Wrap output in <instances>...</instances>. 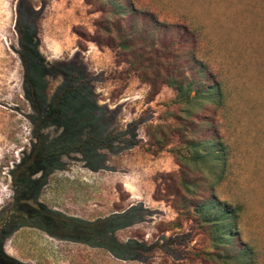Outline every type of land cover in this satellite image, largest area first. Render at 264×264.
<instances>
[{"label": "rangeland", "instance_id": "1", "mask_svg": "<svg viewBox=\"0 0 264 264\" xmlns=\"http://www.w3.org/2000/svg\"><path fill=\"white\" fill-rule=\"evenodd\" d=\"M77 78L88 81L75 88ZM191 80L217 87L216 104L178 99L174 87ZM138 122L127 131L134 146L93 145ZM38 134L50 152L63 149L40 206L17 198L11 177ZM41 168L22 177L36 180ZM227 208L235 218L213 222ZM113 216L76 233L63 223ZM95 233L141 248L87 243ZM166 239L175 241L167 252L148 250ZM0 264H264V0H0Z\"/></svg>", "mask_w": 264, "mask_h": 264}, {"label": "trees", "instance_id": "2", "mask_svg": "<svg viewBox=\"0 0 264 264\" xmlns=\"http://www.w3.org/2000/svg\"><path fill=\"white\" fill-rule=\"evenodd\" d=\"M18 34H19L20 46H21V56H22V60L24 62L25 71L27 73L26 79H25L27 96L31 100V102H33V107L36 108L37 110H39V106H38L39 102L35 100V97L33 95L34 86L32 85V82L29 79V77H30L29 76V68L31 67V63L33 60L32 55H31L30 51L28 50L29 39H28L26 32L20 27H18ZM120 47L126 48L125 43H120ZM75 78H76L75 75H73L72 79H75ZM77 79H78V81H77L75 88H79L83 83L88 81V79H86V78H82V79L77 78ZM181 86L182 85H178V86L174 87L175 91H176V96L178 97V99H182V100L185 99V101H199L200 99H204L207 102L216 104V101L220 98V92H219L217 87L209 86V87L203 88V90H201V89H198L196 87L193 80L188 81L185 84L186 87H185L184 92H183V87H181ZM65 93H66V91H64L63 93H61L59 95L55 104L51 107L53 110H56L57 108H59L61 106V102L64 98ZM190 94H193L192 97H189ZM52 117H54L56 119L58 116L56 114H54V115H52ZM136 124L138 125L139 122L133 124L132 127H130V129H128V130H125V132H120V133L107 132V133H105L104 136H101L98 139H96L93 142V145L97 148H108L112 144H122V145H125L127 147L134 146L135 145V137L132 135L128 136L127 131L130 133L133 132L134 128L136 127L134 125H136ZM36 125H37L36 128L41 127L42 125H45V122L43 120H40V121H38V123ZM46 139H47V137H43V136H41V134H38L37 135V143L35 144L33 151L26 158V161L22 162L21 164H18L16 166V168L11 171L12 183L15 187V196L17 198H20L22 196H24V198L28 197V198H30L29 200L32 203H35L36 205H39V206H40V203L38 202L39 191L45 182L46 176L49 173L51 166H55V164L50 163L51 162L50 159L55 154H60V152L63 150V149H56L57 150L56 153L50 152L47 149V147H45ZM201 145H202V142L195 143L193 141H190V143L187 144V146L189 148H193V149H199L201 147ZM197 154H198L197 152L194 153L195 159L202 161V162L207 161L208 158H210V160H212L213 162H216L219 159L218 158V152H212L209 154H205V153L201 152V155H197ZM34 163H36L37 165L42 167L41 169L44 170L42 176L36 180H30V179H27V177L23 178L22 177L23 173H25L27 168ZM44 210H46V209H44ZM136 210L137 209H135L134 207H131L125 213H123V217H127V216L135 213ZM234 216L235 215H234L233 211H230L227 208L224 210L223 215L218 217L217 219H214L213 222L215 221V222H218V224H219V222H224L225 220L229 221L232 217L235 218ZM119 218L121 219V217H117V216L109 217L108 219L103 220V221L99 220L97 223H95L93 225H91L92 223L83 222V221H80L78 219L66 218L63 220V223L65 224L66 228L69 231H75L74 233H76V231L79 229L78 225L79 226H82V225L100 226V225H106L108 222L118 223L120 221ZM44 220H45V218L43 219V217H40L39 215H37V216L33 215L31 217V219H29L30 222L35 221V223H33L35 226H39L40 228H43V229L44 228H51V226L48 225L46 223V221H44ZM218 224H217V226H218ZM46 225H48L49 227ZM8 228L9 227H7L5 229L7 230ZM5 229H4V231H5ZM221 229L225 231L222 235V238H225V237L228 238V236H231V232H232L231 225L221 227ZM91 241H94V243H91ZM86 242L89 244H94L95 246L109 248L110 250L112 249L114 251L124 249V252L126 254L131 253L130 248H132V247L135 249L133 252H138V250L141 248V246H139V244H137L133 240L129 241L126 245H120L112 237H110L108 234L104 235V234L95 233L94 236H89ZM184 242L185 241L183 240V238H181L180 242L177 244H182ZM174 243H175V241L173 239H166L165 243H161V245H160V243H155V244L151 245L148 250L152 251L155 249H159V250L167 252L169 246H172ZM124 256H127V255H124Z\"/></svg>", "mask_w": 264, "mask_h": 264}]
</instances>
